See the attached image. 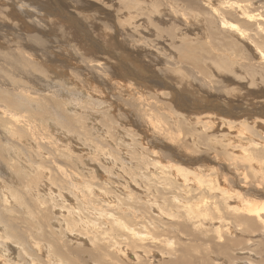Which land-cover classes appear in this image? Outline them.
Wrapping results in <instances>:
<instances>
[{
    "label": "bare ground",
    "instance_id": "bare-ground-1",
    "mask_svg": "<svg viewBox=\"0 0 264 264\" xmlns=\"http://www.w3.org/2000/svg\"><path fill=\"white\" fill-rule=\"evenodd\" d=\"M35 1H37V0H35ZM57 1H59V0H50V2L52 4L56 3ZM134 1H138V0H134ZM155 1L156 2H154V1L153 2L154 3L158 2L157 0H155ZM169 1H171L172 3H169ZM177 1L178 0H167V2L165 1L166 7L169 6V8H170V5H171V7H173V6L176 7V9H173V10L172 9L169 10L168 8L164 7L163 10L166 8L170 11L169 12L166 10L167 14L165 16H167V15L172 16V14L173 15L175 14L178 17V19L179 20L181 19L183 24L186 26L187 25H189V26L194 25L195 26L196 22H197V25H201V29L198 28V30H200L201 32L198 31V33H197V34L201 33V35L199 34L200 36L199 35L195 36V37H193V39H190V40H186V38L181 36V33L183 31L181 30V28L177 24L172 25L168 29L169 30L168 35L170 37L174 36L173 37L174 41H175V38L177 39V42L179 41L178 43L176 42L177 45H176V43L174 44L177 47L176 48L174 46V48L177 50V53H176V51H175V53H173L176 57L177 65H180L182 67V62H181L183 60L182 57H184V59H187L186 61L189 60L188 63L190 66L192 65V64H190V63H192V61L197 63L202 59L206 63L212 61L213 62V66H212L213 69L214 68L216 69V66H217L219 68V70H217L218 72L221 71V73H222L224 71L229 75L230 74H232V76L236 75V77L239 75V78H241V79L238 78L239 82H240V80H242L244 82H243V84H238V86L239 85L246 86L248 88V89H246V92L250 96L249 101L247 100L249 102V104L248 103H246V104H248V105L252 104L251 110L255 109V110L261 112L262 115L259 116L260 114L259 115L255 114L256 117H253V118L251 117L250 119H247L245 116L244 120H242L240 123H237L236 122L237 119L235 120L234 118H229V117H231L233 114L236 113V111L234 112V110H233L234 108L239 109L240 111H244V109H242L239 105H237L238 103L236 104L235 103L236 101L233 103V104H235V107L230 105L231 104L230 99H227V102H226L230 105V107L224 108L222 106L223 104L221 105L220 104L221 102H219L217 100L216 96H218V95L214 96V98L212 100H214V102L215 101L218 102V103L216 102L217 104L215 103L216 104L215 106L217 108H219V106H220L219 111L223 115L222 121H224V123H226V126L232 127V126L236 125V127H237L238 125H241L240 127L243 126L245 128L244 130H239L240 127H238L233 131V134L236 133L237 136L239 135V137H241V141H239L237 144H235L233 146V148L230 149L229 147H227L226 144H222L223 151L224 152H225V150L227 151V153L224 154L225 157H224L223 161L227 162L228 167L225 163H223L222 166H220L219 173L217 172L218 171V169H217V171H216L218 173V175H217L216 172L213 173V170H215V168H216L215 166L217 164L214 166V169L212 170V172H208L209 169H207L208 168L207 166H201V167H197V169H195V168L190 167L191 165L189 164L190 166L188 165L189 167H186L187 165L184 166L181 163V161L179 162L177 157H176L177 160H171L170 159L171 162H164V163H161V165H159L158 162H154V164L150 163V162L147 163L149 165V167H146V168L144 167L145 170L143 169V172H146V169L150 170V168L151 169H157V168L162 169L166 174V175L164 174V176H163L164 180L166 181L167 184L171 185V187H172L171 191L174 192V194H175V195L171 194L172 197L170 199H168L167 195L169 193H172V192H170V190H169V192H167V191H165L166 189L163 190V187L159 186V188L158 189L156 188V189H157V192L160 193L161 198L163 199L162 202L158 201L161 199L156 198L158 196V193H157V195H154L150 191V187H151L150 185L151 184H149V186H147L148 188H146V190H144V189L142 190V188L140 186H142L143 184L141 185L138 181H134L135 180V178H133L134 177V172H133L134 168L128 169L127 175L124 178V181H122L123 183L119 182V184L122 185V187H120L119 189H121L122 191L127 193V199L129 202L134 201L136 203V205H131L129 203H123L122 198H120L117 194L118 192L115 194L113 193L114 194L113 195L112 194L113 191L110 189L111 187L110 186H109V188L107 186L104 187L105 184H103V182L100 184H97V185H92V184L83 185L80 182V180L75 179V183L70 180L71 184H69L66 181V180L69 181V178L66 177V173H65L66 169L56 162L55 157H56V154L60 153L61 151H64L66 157H72V158L74 157V158L80 160V156L82 155V153H80V156H78L77 154H75V152L73 154L71 152H67V151H69V149L67 147L70 148V144H64V145L62 144L58 147V149H56L55 148V147H57L56 142H53L52 141L53 139L50 140L51 137L50 138L48 137L49 140H47V142L49 143V145L46 144L45 141H43V142H44V146L48 145L49 146L48 149H50V150L46 153V154H48L47 156L43 155L44 152L41 148V146H43V145L42 144L40 145V140H38L39 137L43 138L44 135H49L50 132H51V134H55L57 128L53 124L52 121H50V120L49 121L46 120V122L44 121L45 119H48L47 118L49 115L48 110H50V107L48 106V104L46 103V101L44 99H42L40 97H34L32 95H29V93H28V96H26L24 94V92H20V86H19L20 76L26 75L25 70L23 68H21V66L25 67L30 72L28 74H30L31 76L32 75L34 76L35 82H37L38 84H44L47 86V90L49 92H51L53 95L52 96L53 99L51 100L53 103H58V104L60 103L61 104L60 100H57L56 98H59V97H57L58 91H61L62 87H63V89H66V91L68 90V88L65 87L63 85V83L60 82V79L57 80V79H55V77L61 76L63 79L64 77L68 76L69 77L68 83L70 84V82H73L71 80V76H72L71 74H73L77 78V81H79L81 84L83 82H86V81H91L92 79H95V78H101L104 81L107 80L109 82L115 81L112 83L113 85L111 84L113 86V88H114V85H116V84H122L126 91H128V92L131 91L130 93H133V94L135 93L137 95L136 98H139V104H138L139 108H140V106H141V108L142 107L150 108L152 105L153 106L155 105V106H158V109L165 111V115H164V117L162 116V119H161V117L160 118L158 117L156 120H153L154 119L153 118L152 119L153 121H150V118H149V116L151 114H148V115L146 114L148 117L147 125L152 128V129L149 128L151 130L158 129L160 131H163V134L166 133V134H169L170 136H173L171 134L172 133L171 127L168 128V126H171L170 123L171 124L173 123V125H172L173 130H174V128H175V130H177L176 127H178V126L175 124V123H177L175 118L177 117V119L180 118V121H182V120L184 121L186 119H189L188 115H190V114H188L187 111H182V110L179 111L180 108L178 106H174V105L173 106H169V105L163 106V105H161L164 102V99H163L162 103H160V104L158 103V100L156 99V97H158L160 95L165 96V97H168V96L171 97V95H173V93H174L173 92L174 89L170 88V86L169 87L165 86L169 92H166L163 94L157 93L156 91H158L161 87L164 86L161 83V81H163V80H162V78H161V80H159L158 75L154 72L155 68H154V71L152 72V69L150 70L148 64H142L141 65V63H140L141 61L140 62L133 61V64L136 65L138 70H135L133 67H132L133 69H131L129 64H127L128 61H126V59L131 60L132 57H134V59H135V56H134L135 54L133 55V52L129 51V48H127L126 42H124V41L121 42L122 45L123 44L125 45L126 49L121 47V49L123 51L121 50L122 52L120 54V57L122 60H120V59L118 60L120 62V65H118L119 67L116 66L117 69L115 71H113V69H115V66H111L113 68L112 72L110 71L109 67L107 68V66L105 65L106 61L102 62L101 60H99L100 59L99 57L96 59L95 58L89 59L87 57L77 56V52H71L69 54L70 58L59 57V56L53 54V47H52L53 44L51 43V45H49L47 37L45 38V33L43 31L45 28V23L39 22V21L45 22L42 18H40L41 15H45V14H43V12H46L44 10L45 6H43V8H42L40 5H38L39 4L38 2L33 5V4H31L32 2L28 3L27 0H0V9H3V13L5 14V15H3L0 12V19H1V22H0V48H1V50H4L6 53V54H4L0 50V105H2L4 107V109H1V115H0V121H1L0 125L3 127V130L0 131V134L3 136L4 140L1 138L0 145L3 147V148H1V150L6 151L3 153L0 150V175L3 174V171L6 168L5 162H7V159H9L12 164H13V159L18 160V157L22 158V160L26 162V158L23 157L24 156L23 152L19 151V147L23 144L27 147L31 146L35 150H28V153L30 154V158L28 157V162L22 163V165L28 167L29 174L31 173V171L34 170V168H36L37 172H38L36 178H34V177L32 179L29 178V180L27 181L28 190H26V194H24L22 196L16 192L7 191L4 182L0 179V188L5 192V195L2 198L0 196V264H36L35 263L36 261L34 260L35 257L39 258L40 262H45L43 264H87L88 262H89V264H225V262L226 263L228 262V264H264V188H263L264 187V97H263L264 96V39H255L257 35H260V36L264 35V11L261 10V9H264V0H233V1L228 0L229 2H226V3H225V1L222 2V0H199L200 5L198 4V2H194V0H181V2L179 1L180 3H177ZM112 2H113V0H112ZM251 2H256L260 5V6H257L258 11L252 9V7H254V6L252 5ZM80 3H81L80 6L84 5L83 1H80ZM117 3L120 4L121 0H117ZM139 3H140V1L137 2V4H139ZM195 3H197L198 7H197V5H195ZM57 4L58 3H56V5ZM122 4H124L123 0H122ZM156 5H158V4H156ZM160 5H161V3H160ZM162 5H163V3H162ZM122 6H124V5H122ZM190 6L196 7L194 9H196L199 12H195V11L193 12V9ZM59 7H61V5ZM95 7H97V6H95ZM124 7H126V6H124ZM79 8H81V7H79ZM79 8H77V10H80ZM150 9H152V7ZM40 10L42 11V13L40 12ZM59 10H60V12L59 13L57 12V13L60 14V16H64L66 19H68L69 21H72V22L77 20V21H79L78 23H80V19H77L78 17H76V14L78 13L76 10H74L75 12H77L76 14L72 13V11H71L72 9L70 10L68 8V10H67L66 7H63L61 9L59 8ZM140 10L138 11V17H139L138 21H141L143 23L144 22L143 17H145L148 19L149 23L151 24L152 19L149 16H147V14H144L143 13L144 11L142 12ZM152 10H159V9L157 7V9L153 8ZM160 10H162V9H160ZM162 11H159V12L162 13ZM80 15H79V17L81 18ZM95 15H96V13H95ZM104 15L105 16L100 18L101 20H105V19L106 20L107 19L112 20V18H113L112 17L113 15L111 12H109V13L107 12V14L105 13ZM162 16H164V15H162ZM83 18L85 19L86 16ZM59 19H60V17H59ZM22 20H23V23H26L25 21L28 22L29 28H28L27 32L20 31L19 29H15L16 27H14V25L17 24L18 21L20 23ZM195 20H196V22H195ZM63 21H65V20L63 19L62 22ZM72 22H70L69 24H71ZM94 22H96V21H94ZM6 23L9 25H6ZM66 24H67V22H66ZM72 24H74V23H72ZM105 24L108 25L109 22L105 23ZM152 24H154V23H152ZM56 25L58 26V23ZM56 25H55V27H56ZM47 26H49V25H47ZM60 26L61 27L58 26L59 29L62 28V25H60ZM98 26L99 25L97 24V27ZM110 26H111V30H115V32H118L116 30L115 26L113 27L111 24H110ZM154 26H157V25L154 24ZM80 27L82 28L81 31H84L85 24L82 23V21H81ZM80 27H78L79 30H80ZM94 27H95V25H94ZM157 27L155 28L156 29L155 34L156 33L163 34L164 31L161 28L157 29ZM174 29L176 32L174 31ZM191 29H193V28H191ZM67 30H68V28H67ZM69 30H68V33L71 32ZM75 30H77V29H75ZM109 30H110V28H109ZM224 30H227L230 33H232L233 38L229 39V40L228 39L224 40V39H221L220 37H218L219 35L222 34V32ZM4 32H7L9 34L8 36L11 37L12 39L7 40V37L5 36ZM61 32H63V31H61ZM89 33L90 32L86 31V29H85V32H83V35L85 38L84 41L87 44L89 43V41H91V47L94 46V48H95V45H94L95 42ZM65 34L66 33H64L63 35H65ZM72 34H74V33H72ZM77 34H76V36H77ZM68 35H70V34H68ZM79 35H81V37H82V33ZM88 35H89V37H87ZM207 36H208V38H207ZM55 37L58 39V40H55V42L58 43L59 46L64 47V48H66V46H68L69 42L67 44V42H65L61 37H59V35L55 36ZM68 37H72V35L68 36ZM74 38H76V37H74ZM173 38L170 39L168 37V39H170V40H172ZM52 40H54V39H52ZM174 41H173V43H174ZM236 42H241L247 47L248 52L247 53L244 52V54L251 55V57H252L251 61H253V62L250 63L249 58L243 59V60H235L238 64V67H236L233 72H230L232 70L231 66H233L232 62L234 61V60H231V59H233L231 57L234 56V50L233 49L238 45ZM74 43L76 44L77 42L74 41ZM142 43H145L148 45V41H145ZM155 43H156V41L154 42V45L157 44V43L156 44ZM173 43L172 42L170 43L171 46H173L172 45ZM164 45H166V44L164 43ZM87 46L90 47V45H87ZM137 46H139V45H137ZM157 46H158V44L155 47H157ZM82 47L83 46L81 45V48ZM55 48H54V51H55ZM149 48H150V46H149ZM158 48H160V47H158ZM138 49L140 50V48H138ZM161 49H163L162 46H161ZM170 49L173 50V47L165 48V49H163V51L164 50L169 51ZM12 50H15L17 52H24L28 56V60L21 59L20 57H18V55L10 54ZM58 50H59V47H58ZM229 50H231V51H229ZM148 51H150V50H148ZM150 52H152V50ZM154 52H155V50H154ZM161 52H162V50H161ZM169 54H171V53H169ZM240 58H242V57L240 56ZM102 59H105V57H103ZM207 60H211V61H207ZM176 61H175V63H176ZM77 62L82 64V67L79 66L77 64ZM183 62H184V60H183ZM214 62H216V64H215L216 66L214 65ZM110 65H114V64H110ZM158 65H159V63H158ZM161 65H159L158 68H160ZM170 65H171V63H170ZM9 66H11V69L9 68ZM104 66H106V67H104ZM150 66H152V65L150 64ZM171 66L174 67V65H171ZM207 66H208V64H207ZM155 67H156V64H155ZM175 67L178 69L177 66H175ZM168 69L169 68H166L165 70L168 71ZM228 69L230 70V71H228L230 73H228L226 71ZM236 69H239V73ZM51 70L54 71V73L51 72ZM174 71H177V75H178V70H174ZM172 72L173 71L170 70V73H172ZM143 73L147 74L148 79H145V77H143V75H144ZM159 73L160 72L158 71V74ZM164 73H165V71H164ZM181 73L182 72H180V74ZM184 73L185 72H183L182 75H184ZM197 73L199 76L200 72L197 71ZM174 74L176 75V73H174ZM208 74L210 75V71ZM208 74H206V75H208ZM170 75L173 76V74H170ZM201 75L199 77L205 76V75H203V76H201ZM217 75H216V78H217ZM220 75L223 76V74H220ZM184 76H187V75H184ZM193 76H192V78H193ZM213 76H215V75L213 74ZM210 77H212V74L210 75ZM228 77H231V75ZM192 78H190L189 80H192ZM196 78H194V79H196ZM206 78H208V77H206ZM218 78H220V77H218ZM177 79H178V76H177ZM232 80H234V79H232ZM96 81H98V80H96ZM145 81H148V82H145ZM213 81H215V80H213ZM65 82H66V80H65ZM142 82L144 84H147V85H145L146 88H144V85ZM180 82H181V80H180ZM204 82H206V81H204ZM228 82H229V80H228ZM7 83L12 84V86H11L12 92L8 91L7 88L5 87V86H7ZM163 83H164V81H163ZM208 83H209V81L206 83V85ZM212 83H214V82H212ZM216 83H218V81ZM69 84L67 85L68 87H69ZM74 84H73V86H75ZM182 84H183V82H182ZM218 84H220V83H218ZM218 84H216V85L218 86ZM221 84H222V81H221ZM223 84H225V83H223ZM183 85H185V82ZM73 86H71V88ZM211 86L212 85H210V87ZM51 87H57V90H52ZM189 88L190 87H188V90H189ZM146 89H147V91H149V89H151V90H153V92L151 93V91H150V93L148 92L149 95L145 96V94H146L145 90ZM184 89L186 90V87ZM190 89H192V88H190ZM195 89L196 90L193 89V91L197 92L199 94V97L200 96L203 97V95L201 94L202 90H200V88L198 89V87L197 88L195 87ZM205 91H207V90H205ZM76 92H77V90H76ZM210 92L212 93L211 90H210ZM236 92H237V90L235 91V93H234V91L232 93L236 95L237 94ZM20 93H22L25 96L21 95ZM14 94L17 95L18 99H16L14 97ZM85 94H87V93H85ZM150 94H152V96H150ZM233 94H232V96H235ZM39 95H41V94H39ZM153 95H155V98L153 97ZM181 96H183V95H181ZM184 96H186V95H184ZM206 96L212 97V95H209L207 93H206ZM21 97H28L29 101L30 100L33 101L32 105H34V106H37L36 99H40L41 102H43L41 105L39 104L40 105L39 110H37V107H34V108L32 107L31 112L28 114V122L24 121L23 118H22V120L19 119L17 117L16 113L13 112V111H16L17 108L19 109L22 104H28V103L24 102ZM118 97H117V99H120V96H118ZM222 97L223 98L219 97V100H221L224 103L226 101L225 95L223 94ZM114 98H116V97H114ZM230 98H232V97H230ZM182 99H183V97H182ZM140 100H142L143 104ZM177 100H179V99H177ZM198 100H200V99H198ZM208 100H209V98H208ZM180 102H182V101H180ZM242 102L244 103V101H242ZM171 103H174V102L171 101ZM89 104H91V103H89ZM127 104L129 105V103H126V105ZM54 106L56 108V104L55 105L53 104V107ZM129 106L134 108L133 106H135V105L133 104V105H129ZM92 108H94V107H92ZM148 108H147V110H148ZM61 109H62V107H61ZM77 109H78V107H77ZM152 109L154 110L155 108H152ZM184 109H186V108H184ZM125 110H123V111H125ZM251 110L250 109L246 110V108H245V112H247V113L253 112ZM72 111L76 116H80L77 114L78 111H76L75 108ZM11 112H13V113H11ZM61 112H62V110H61ZM63 112H64V110H63ZM80 112H84V111L81 109ZM88 112L91 114V115H89L91 117V119H94L93 118L94 114H92V112L90 110ZM113 112H115V111L113 110ZM150 113H153V112H151V110H150ZM82 114H84V113H82ZM112 114H111V116H112ZM211 115L213 116L214 114H211ZM128 116H130V115H128ZM136 116H137V114H136ZM243 116H244V114H243ZM80 117H82V115ZM166 117H170V119L172 120L171 121L169 119V121H168L169 124L167 123L168 119ZM239 117H241V116H239ZM35 118H36V121H38L37 125L35 124ZM86 118H88L87 115H86ZM116 118H117V116H116ZM210 118H212V117H210ZM113 119L114 118H112L111 120H113ZM78 120H73V119H71V120H69V119L65 120L64 119L63 120L61 118H58L57 123L60 124V121H61L63 125H67V130L70 131L71 134L66 133L65 131H63V132L66 135H72L73 136V135H75L74 134L75 130H74L72 125L74 123H77ZM109 120H110V118H109ZM215 120H216V118H215ZM88 121H89V119H88ZM118 121H119V119H118ZM200 121H203V120H200ZM207 121H208V123L203 122V125L199 123L201 126H199L198 131H195V133H194V136H196V134L198 135L197 139H199L200 137H202V140L207 138L206 143H205L207 145L206 147L202 146V145L205 146V144L203 143L204 141H202V140H201L202 142L200 141L202 143V145H201V143L199 144V143L194 142L195 144L199 145V146H197L198 148H200V149L203 148L200 152H199V150H198V152H195L197 150L193 149L196 154L201 153V152L202 153L206 152V155H207V152L210 154L214 151V149H213V151L208 150L210 147H211L210 149H212V148H215L217 145H219V143H222V142L217 141V140H214V142H213L212 137L211 138H210V136L207 137L208 134L206 135V133H207L206 129L210 130V127L212 126V125L211 126L209 125V121H210L209 118ZM237 121H239V120H237ZM83 122H84V120H83ZM188 122H189V120H188ZM184 123H187V121ZM195 123H194V125H195ZM221 123H223V122H221ZM212 124H213V122H212ZM75 125H77V124H75ZM90 125H89V127H90ZM82 126H84V125H82ZM82 126H81V128H82ZM196 126H198V124H196ZM87 127H88V125H87ZM91 128L93 129V126H91ZM132 128H130V129H132ZM222 128H220V130ZM94 130L97 132L99 130V127H95ZM220 130H218V131H220ZM224 130L222 129L221 133L219 132L220 137H222L223 139H225L224 137H226V134L228 133L229 129L227 130V128H226ZM226 130H227V132H226ZM53 131H54V133H53ZM96 132H93V134ZM157 132L155 131V134ZM159 133H161V132H159ZM104 134L105 133H103V135ZM151 134H153V133H151ZM97 135H98V133H97ZM125 135H127V134H125ZM132 135H133V132H132ZM160 135L157 134V137ZM175 135H176V133H175ZM209 135H211V133ZM213 135H215V134H212L211 136H213ZM219 135H215L214 137L217 136L216 138L219 139L218 138ZM85 136H87V135H85ZM98 136L101 137V139H103L101 134ZM142 136H144V135H142ZM145 136H146V134H145ZM78 137L80 139L82 138L81 140H83V139L85 140V138L83 136L78 135ZM132 137H134V136H132ZM175 137H177V136H175ZM184 137H186V136H184ZM190 137H187V139ZM182 138L183 137H181V139ZM94 139H92V140L94 141ZM168 139H166V140L168 141ZM169 140H171V138ZM179 140H180V138H179ZM182 140H185V139L183 138ZM192 140H194L193 136H192L190 141L192 142ZM8 141H10L9 145H8ZM175 141H176V139H175ZM175 141H173V142H175ZM210 141L212 142V144H210ZM227 141H228V139H227ZM105 142H107V140ZM169 142L171 143L172 141H169ZM181 142H184V141H181ZM215 142H219V143L215 144ZM184 143L186 144V141ZM228 143L229 142H227V144ZM72 144H73V142H72ZM89 144H90V142H89ZM94 144L97 145L96 143H94ZM166 144L168 145L169 143H166ZM141 145H143V142L141 144H139L138 147H140ZM171 145H172V143H171ZM231 145H232V143L230 144V146ZM156 146H158V145H156ZM179 146L181 147V144ZM179 146H178V148H173L171 150V154H175L176 152L179 155L182 154L181 152L183 151L182 149L184 148L185 145L183 147H181L182 151H180ZM188 146L189 145L187 144L186 145L187 149H189ZM72 147H74V146H72ZM94 148H96V147H94ZM99 148L102 149L101 147H99ZM141 148H139V149H141ZM97 150H99V149H97ZM103 150H104V147H103ZM190 150H192V149L190 148ZM216 150L214 152H216ZM81 151H82V149H81ZM217 151H219V150H217ZM87 152H86V154H87ZM194 152H192V153H194ZM88 153H90V152H88ZM104 153H105V151H104ZM138 153L141 156V159H143L141 150L138 151ZM86 154H85V156H86ZM102 154H103V152H102ZM94 155H97V154H94ZM147 155H149V153ZM162 155H163V153H162ZM199 155H201V154H199ZM211 155H210V157H212ZM213 155H214V153H213ZM85 156H84V158H85ZM152 156H153V154H152ZM187 156L188 155H186V154L185 155L182 154V155H180V159L185 158ZM39 157L43 158L42 160L51 161L52 163L49 162V163H51V165L46 166V165L42 164L43 161L37 162V158L39 159ZM34 160L37 162V164H33ZM71 160H73V159H71ZM195 160H201L200 156H196ZM202 161H204V160H202ZM215 161L217 162L220 160L216 159ZM152 162H153V160H152ZM209 162H211V160H209ZM214 162H212V163H214ZM135 166H137V165H135ZM130 167H131V164H130ZM210 168L212 169L213 167L210 165ZM119 169H124V168L119 166ZM248 169H249L250 174L252 173L253 176L256 177V178H254V180L251 179V177H250L249 178L250 182H248V174H246V170L248 171ZM134 170H136V169H134ZM139 170H141V168ZM7 172L11 173L12 169L10 167H7ZM140 172H142V171H140ZM161 173H162V171H161ZM11 175H13V174L11 173ZM148 175H150L149 177L154 176L153 171H150ZM157 175L159 176L158 173H157ZM168 176L173 177V182L170 180V178ZM135 177H136V175H135ZM101 178L103 179V176H101ZM108 179H110V178H108ZM118 179H121V178H118ZM147 179L148 178H146V180ZM141 180H143V178ZM110 181H107V182H110ZM78 183H81L86 188L85 192H87V193L83 192L82 190H81V193L80 192L77 193V189H78L77 184ZM101 184H103V185H101ZM113 184L115 185V183H113ZM155 185H157V184H155ZM57 187L60 189H58ZM66 188H68V189L70 188L76 194V198H79V200L76 201L75 205L72 202L71 198L66 194V192L61 190V189H66ZM168 188L171 189L170 186ZM154 189H155V187H154ZM94 190L97 193L99 192L98 194L96 193V197H94V196L92 197L90 195ZM113 190H114V188H113ZM103 193H104V196L106 195L105 197L103 196L104 198L101 196V194L103 195ZM165 193H168L165 195L166 197L164 195H162ZM89 196H91V198H89ZM169 196H170V194H169ZM17 197H20V200L17 199ZM124 197H126V194ZM117 199H118V202H117L116 206H117L118 211L116 208H115L116 209L115 211H117L118 214L113 215V214H111L110 211H107V209L110 207H113V203H115L114 201H117ZM95 200L96 201L98 200V202L96 203ZM167 200H168V202H166ZM48 201L53 204L54 210L57 207V205L63 206L65 204V206L73 207V211H72V209H69V208L66 209V213L69 215H64L61 217H60L61 213L56 215V217H58L57 221L59 223L60 230L58 228H54L49 223H47V227H45V226L43 227L40 224V222L42 220H44L43 218H45V215L42 213V211H44V209H45V211H48V207H49ZM139 201H141V202H139ZM2 203H3V206L1 205ZM30 204L33 205V207ZM88 204H91V206H94V207L98 206L95 208V211L96 210L99 211L98 216H100V215L102 216V218L101 217H99V218H101L102 221H104V223L108 224L107 227L101 229L99 227L100 226L99 223L97 225L98 228L92 227V230L86 231L85 229H81L79 227L80 224L83 223V220H84V217L82 216L83 208L86 207ZM89 207L90 206H88L87 208H89ZM91 208H89V210ZM32 210H34L36 213H38V215L41 218L37 219L34 216ZM113 210H114V207H113ZM86 211H88V210L86 209ZM93 211H94V208H93ZM93 211H92V214H94ZM70 213H72V214H70ZM108 215H109V217H108ZM28 217L33 218L34 222H32V219H31V222L34 223V224H32V226L34 228L41 226L46 230V232L42 235L40 233L35 234L38 236V238H37L36 236H34V234L32 232L24 231L22 229V227L20 226V224L22 223V221H24V219L28 220ZM211 220H215V222H218V223L217 224H214V223L210 224L209 221H211ZM28 224H31V223L29 222ZM227 224H230V225L228 226ZM206 225H208V230H203V227H205ZM33 227H31L30 230ZM191 228H193L197 232H201L202 234L198 235V237L194 236V238L197 237L196 239H194L193 237H191L192 236L191 234H194L191 232ZM73 231L80 233V234H83L84 235L83 238L81 239V238H79L80 236L79 237L76 236L74 238H77L79 241L78 240L72 241V239H73L72 237L74 235L70 234V232H73ZM48 233H52L54 235V237H55L54 241H52V240L49 241L50 239L48 238ZM211 233H214L215 236L208 237V236H210ZM67 234L72 239L71 238L69 239V236H67L68 237L67 239H64L63 236H66ZM189 236H190V238H189ZM57 237L60 240H62L63 242L59 241ZM188 239H190V240H188ZM80 240L85 242V243L87 242L88 247H82L83 242L81 243ZM200 242H203L201 244V246L202 245L207 246L206 250L204 249L205 250L204 252H201L202 251V250H200L201 248L199 249L200 251H198V247L200 245ZM73 245H76V246L80 245V246H77V248H76ZM238 246L240 247L239 249H241L242 251L239 250L236 252V250H238ZM197 251L200 253V254L198 253L199 255L195 254V252H197ZM237 253H243V255H244V253H247L248 256H245V255L244 256H242V255L238 256Z\"/></svg>",
    "mask_w": 264,
    "mask_h": 264
},
{
    "label": "rangeland",
    "instance_id": "rangeland-1",
    "mask_svg": "<svg viewBox=\"0 0 264 264\" xmlns=\"http://www.w3.org/2000/svg\"><path fill=\"white\" fill-rule=\"evenodd\" d=\"M28 1V3H31V4H35V3H39L38 5H40L42 8H43V6H45L44 8V10L46 11V12H43V14H45V15H41L40 16V18H42L45 22H43V21H39V22H42V23H45V28H44V33H45V38L47 37V39H48V42H49V45H51V43L53 44L52 45V47H53V54H55V55H57V56H59V57H64V58H66V57H68V58H70V56H69V54L71 53V52H77V56H81V57H87V58H92V59H96V58H100L99 60H101L102 62H105V65L107 66V68L109 67V69H110V71L112 72V67L111 66H115V69H113V71H115L117 68H116V66L117 67H119L118 65H120V62L118 61L119 59L120 60H122L121 59V57H120V54H121V52L123 51L122 49H121V47H123L124 49H126L125 48V45L123 44L122 45V41H124V42H126L127 43V48H129V51H132L133 52V55L135 56V59H134V57H132V59L131 60H129V59H126V61H128L127 62V64H129V66L131 67V69H135V70H138V68L136 67V65H134L133 64V61H136V62H140L141 63V65L142 64H148L149 65V68H150V70L152 69V72L154 71V68H155V73L158 75V77H159V80H161V78H162V80L164 81V83H163V81H161V83L164 85L163 87H161L158 91H156L157 93H166V92H169L168 90H167V88L165 87V86H167V87H169L170 86V88H172V89H174L173 90V95H171V97H165V96H158V97H156V99L158 100V103L160 104V103H162L163 102V99H164V102L161 104V105H169V106H178L180 109H179V111L180 110H182V111H187L188 112V114H190V115H188L189 116V119H186V120H182V121H180V118L179 119H177V117L175 118L176 119V122L177 123H175L178 127H176V129L177 130H175V128H174V130H173V123L171 124L170 123V125L171 126H168V128L169 127H171V134L173 135V136H170L169 134H166V133H164L163 134V131H160V130H158V129H155V130H151L152 128L150 127V126H148L147 125V121H148V117H147V115L148 114H151L150 116H149V118H150V121H153V120H156L158 117L160 118L161 117V119H162V116L164 117V115H165V111H162L161 109H158V106H151L150 108H148V110H147V108H145V107H142L141 108V106H140V108H139V98H136L137 97V95L134 93H130V92H128V91H126L125 90V88H124V86L122 85V84H116V85H114V88H113V82H115V81H113V82H109V81H107V80H103V79H101V78H95V79H92L91 81H86V82H83L82 84L79 82V81H77V78L73 75V74H71L72 76H71V80L75 83H73V82H70V84L68 83V81H69V77L68 76H66V77H64L63 79H62V77L61 76H56L55 77V79H57V80H59L60 79V82L61 83H63V85L65 86V87H67L68 88V90L66 91V89H63V87H62V89H61V91H58V95H57V97H59V98H56L57 100H60V102H61V104L59 103H53L51 100L53 99L52 98V93L51 92H49L48 90H47V86L46 85H44V84H38L37 82H35V80H34V76L32 75H30V74H28V73H30L25 67H23V66H21V68H23L24 70H25V72H26V75H21L20 76V82H19V86H20V92H24V94L26 95V96H28V93H29V95H32V96H34V97H40V98H42V99H44L45 101H46V103L48 104V106L50 107V110H48L49 111V115H48V119H45L44 121L46 122V120L47 121H52L53 122V124L56 126V133L55 134H51V132L49 133V135H44V137L43 138H40L39 137V139L38 140H40V145L42 144L43 146H41V148H42V150H43V155L44 156H47L48 154H46L50 149H48V145H49V143L47 142V140H49V138L51 137V139L50 140H52L53 142H56V144H57V147H55L56 149H58V147L60 146V145H64V144H70V148L69 147H67L68 149H69V151H67V152H71L72 154L75 152V154H77L78 156H80V153H82V155L80 156V160L79 159H76V158H72V157H66V155H65V153H64V151H61L60 153H58V154H56V157H55V160H56V162L59 164V165H61L62 167H64L66 170H65V173H66V177L67 178H69V181L68 180H66L69 184H71V181H73L74 183H75V179H77V180H80V182L83 184V185H87V184H92V185H97V184H100V183H102L103 182V184H105L104 185V187H108L109 188V186L111 187L110 189L113 191L112 192V194L114 193H117L118 194V196L120 197V198H122V202L123 203H129V204H131V205H136V203L134 202V201H128V199H127V193H125L124 191H122L121 189H119L120 187H122V185H120L119 184V182L121 183L122 181H124V178L126 177V175H127V171H128V169H136V170H134L133 169V172H134V177L133 178H135V180L134 181H138L142 186H140L141 188H142V190L144 189V190H146V188H148L147 186H149V184H151L150 186V191L154 194V195H157V189L159 188V186H161V187H163V190H165V191H167V192H169V190H170V192H172L171 190H172V187H171V185L170 184H167L166 183V181L164 180V174H165V172L162 170V169H160V168H157V169H151L150 168V170H147L146 169V172H143V169L145 170V168L146 167H149V165L147 164V163H153L154 164V162H158V164L159 165H161V163H164V162H171L170 161V159L171 160H177V158H178V160H179V162L181 161V163L184 165V166H186V167H189L190 165V167H192V168H195V169H197V167H201V166H207L208 168L207 169H209L208 170V172H212V170L214 169V166L216 167L215 168V170H213V173H215L216 171H217V169H218V173H219V169H220V166H222V164L223 163H225L226 165H227V162H225V161H223L224 160V157H225V153H227V151L225 150V152L223 151V148H222V144H226L227 145V147H229L230 149L231 148H233V146L235 145V144H237L239 141H241V137H239V135L237 136V134L235 133V134H233V131L236 129V128H238V127H240L241 125H238L237 127H236V125L235 126H232V127H228V126H226V123H224V121H222L223 119H222V117H223V115L221 114V112L219 111V108H220V106H219V108H217L215 105L218 103L217 101H215L214 102V100H212L213 98H214V96H216V95H218V96H216L217 97V100L219 101V102H221L220 104L225 108V107H230V105H232V106H234L235 107V104H233L235 101V103L237 104V105H239L242 109H244V111H240L239 109H233L234 110V112L236 111V113L235 114H233L231 117H229V118H234L235 120L237 119V120H239V121H237L236 120V122L237 123H240L242 120H244V118H245V116H246V118L247 119H250L251 117L253 118V117H256V115H259V116H261L262 114H261V112H259V111H257V110H251V108H252V104H250V105H248L249 104V95L247 94V92H246V89H248L246 86H242V85H239L238 86V84H243V82L244 81H242V80H240V82H239V79H241V78H239V75L236 77V75H233L232 76V74H230L231 75V77H228V76H230L229 74H227L226 72H222L221 73V71L220 72H218L217 70H219V68L215 65L216 64V62H214V65L216 66V69L214 68L213 69V62L211 61V60H207V61H211V62H204L202 59V61L200 60L199 62H193L192 61V63H190V64H192L191 66L189 65V63H188V61H186L187 59H184V57H182V59L184 60V62H183V60L181 61L182 62V67L180 66V65H177V61H176V57H175V55L173 54V53H175V51H176V53H177V50L174 48V46L176 47V45H177V43L179 42H177V39L175 38V41H174V36L173 37H170L169 35H168V29L172 26V25H178L180 28H181V30L183 31L182 33H181V36L182 37H184V38H186V40H190V39H193V37H195V36H198L199 34L201 35V33H199V34H197L198 33V31L199 32H201L200 30H198V28L199 29H201V25H197V22H196V20H195V22H196V24H195V26L193 25V26H189V25H184L183 24V22L181 21V19L179 20L178 19V17L174 14H172V16L171 15H167V16H165L166 14H167V11H169V10H173V9H176V7L175 6H173V7H171V5H170V8H169V6H167L166 7V4H165V1L167 2V0H157L158 2L157 3H154V2H156L155 0H138V1H140V3L139 4H137V2L138 1H134V0H123L124 1V4H122V0H121V3L119 4V3H117V0H113V2H112V0H59V1H57L56 3H58L57 5H56V3H54V4H52L51 2H50V0H37V1H33V0H27ZM80 1H83L84 3V5L83 6H80L81 5V3H80ZM128 1V2H127ZM151 3H150V2ZM154 1V2H153ZM181 2V0H178L177 1V3H180ZM223 1H225V3L226 2H229V1H231V0H222V2ZM233 1V0H232ZM46 4H45V3ZM69 2V3H68ZM103 2V3H102ZM108 2V3H107ZM147 2V3H146ZM194 2H198V4L200 5V1L199 0H194ZM41 3V4H40ZM160 3H161V5H160ZM162 3H163V5H162ZM169 3H172L171 1H169ZM183 3V2H182ZM252 3V5L254 6V7H252V9H254V10H257L258 11V9H257V6H260L258 3H256V2H251ZM43 4V5H42ZM111 4V5H110ZM127 4V5H126ZM154 4V5H153ZM156 4H158V5H156ZM61 5V7H59ZM63 5V6H62ZM69 5V6H68ZM105 5V6H104ZM122 5H124V6H126V7H124V6H122ZM178 5V4H177ZM195 5H197V3H195ZM226 5V4H225ZM58 6V7H57ZM68 6V7H67ZM94 6V7H93ZM95 6H97V7H95ZM128 6V7H127ZM143 6V7H142ZM63 7H66L67 8V10H68V8L72 11V13H77L76 14V17H78L77 19H80V23H78L79 21H74V22H72V21H69L68 19H66L64 16H60V14H58L59 12H60V10H59V8L61 9V8H63ZM72 7V8H71ZM79 7H81V8H79ZM106 7V8H105ZM152 7V9L154 8V9H157V7H158V9L159 10H152V9H150ZM160 7V8H159ZM164 7H166V8H168V9H164L163 10V8ZM192 9H193V12L195 11V12H199V11H197L196 9H194V8H196V7H193V6H190ZM197 7H198V5H197ZM77 8H79L80 10H77ZM83 8V9H82ZM94 8V9H93ZM148 8V9H147ZM40 9V8H39ZM140 11H144L143 13L144 14H147V16H149L151 19H152V23H154V24H156L157 26H154V24H150L149 23V21H148V19L147 18H145V17H143L144 18V22L142 23L141 21H138L139 20V17H138V11L139 10ZM147 9V10H146ZM150 9V10H149ZM160 9H162V10H160ZM66 10V11H67ZM74 10H76L77 12H75ZM84 10V11H83ZM167 10V11H166ZM262 11H264V9H261ZM15 11V10H14ZM70 11V12H71ZM148 11V12H147ZM158 11V12H157ZM159 11H162V13L161 12H159ZM256 11V12H257ZM0 12L3 14V15H5L4 13H3V9H0ZM40 12L42 13V11L40 10ZM58 12V13H57ZM107 12L109 13V12H111L112 13V20H109V19H105V20H101L100 18L101 17H103V16H105L104 14L106 13L107 14ZM170 12V11H169ZM95 13H96V15H95ZM150 13V14H149ZM258 13V12H257ZM50 14V15H49ZM59 16H58V15ZM81 14V15H80ZM79 15L81 16V18L79 17ZM94 15V16H93ZM154 15V16H153ZM162 15H164V16H162ZM86 16V18L88 19H84L83 17H85ZM99 16V17H98ZM59 17H60V19H59ZM91 19H90V18ZM65 20V21H63L62 22V20L63 19ZM97 18V19H96ZM93 19V20H92ZM24 20V19H23ZM23 20L19 23V21H18V23L17 24H15L14 25V27H16L15 29H19L20 31H24V32H27L28 31V28H29V25H28V22L27 21H25L26 23H23ZM67 20V21H66ZM90 20V21H89ZM81 21H82V23H84L85 24V29H86V31H88V32H90L89 34L92 36V38H93V40H94V42H95V48H94V46L93 47H91V41H89V43L87 44L85 41H84V35H83V32H85V29H84V31H81V27H80V25H81ZM94 21H96V22H94ZM0 22H1V19H0ZM38 22V21H37ZM62 22V23H61ZM66 22H67V24H66ZM70 22H72V23H74V24H69ZM77 22V23H76ZM88 22V23H87ZM109 22V24L107 25V24H105V23H108ZM58 23V26L59 27H61L60 25H62V28H60L59 29V27L56 25ZM65 23V24H64ZM102 25H101V24ZM97 24L99 25L98 27H97ZM110 24L114 27H116V30L118 31V32H115V30H111V26H110ZM199 24V23H198ZM6 25H9V24H7L6 23ZM47 25H49V26H47ZM55 25H56V27H55ZM65 25V26H64ZM74 25V26H73ZM90 27H89V26ZM94 25H95V27H94ZM64 26V27H63ZM68 26V27H67ZM71 26V27H70ZM76 26V27H75ZM49 27V28H48ZM78 27H80V30H79V28ZM157 27V29L158 28H161L164 32H163V34H158V33H156L155 34V28ZM51 28V29H50ZM67 28H68V30L69 31H71L70 33H68V30H67ZM90 28V29H89ZM95 28V29H94ZM109 28H110V30H109ZM191 28H193V29H191ZM58 29V30H57ZM66 29V30H65ZM75 29H77V30H75ZM48 31V32H47ZM58 31V32H57ZM61 31H63V32H61ZM67 31V32H66ZM78 33H76V32ZM174 31H175V29H174ZM60 32V33H59ZM176 32V31H175ZM5 33V36L7 37V40H11L12 38L11 37H9L8 35V33L7 32H4ZM64 33H66L67 35L68 34H70V35H68V36H71L72 35V37H68L66 34L65 35H63ZM72 33H74V34H72ZM82 33V37H81V35H79V34H81ZM76 34H77V36H76ZM119 34V35H118ZM50 35V36H49ZM53 35V36H52ZM59 35V37H61L65 42H67V44H68V42H69V44H68V46H66V48H64V47H61V46H59V44L58 43H56L55 42V40H58L55 36H58ZM94 35V36H93ZM115 35V36H114ZM199 35V36H200ZM81 38H80V37ZM53 37V38H52ZM74 37H76V38H74ZM87 37H89V35L87 36ZM168 37L171 39V38H173L172 40H170V39H168ZM176 37V36H175ZM218 37H220L221 39H224V40H226V39H232L233 38V35H232V33H230L229 31H227V30H224L223 32H222V34L221 35H219ZM56 38V39H55ZM167 38V39H166ZM197 38V37H196ZM207 38H208V36H207ZM52 39H54V40H52ZM76 39V40H75ZM79 41H78V40ZM123 39V40H122ZM163 39V40H162ZM255 39H264V35H257L256 36V38ZM54 42H52V41ZM161 40V41H160ZM166 40V41H165ZM170 40V41H169ZM72 41V42H71ZM74 41L75 42H77L76 44L74 43ZM145 41H148V45L147 44H145V43H142V42H145ZM156 41V43L158 44V46L157 47H155L156 45H154V42ZM173 41H174V43H173ZM85 44H84V43ZM97 42V43H96ZM132 42V43H131ZM153 42V43H152ZM173 43L172 45L173 46H171V44L170 43ZM177 42V43H176ZM131 43V44H130ZM140 43V44H139ZM142 43V44H141ZM150 43V44H149ZM161 43V44H160ZM163 43V44H162ZM164 43L166 44V45H164ZM176 43V45H174ZM238 45L233 49L234 50V56L233 57H231V58H233V59H231V60H234L233 62H232V64H233V66H231V71L228 69V70H226L227 72L228 71H230V72H233L234 70H235V68L236 67H238V64H237V62L235 61V60H243V59H247V58H249V62L250 63H252L253 61H251V55H249V54H244V52H248L247 51V47L243 44V43H241V42H236ZM130 44V45H129ZM145 46H144V45ZM58 45V46H57ZM79 45V46H78ZM81 45L83 46L82 48H81ZM87 45H90V47H88ZM97 45V46H96ZM137 45H139V46H137ZM154 45V46H153ZM162 46V48L163 49H165V48H168V47H173V50H169V51H163V49H161V46ZM137 46V47H136ZM149 46H150V48H149ZM164 46V47H163ZM167 46V47H166ZM56 47V48H55ZM58 47H59V50H58ZM68 47V48H67ZM75 47V48H74ZM98 47V48H97ZM148 47V48H147ZM158 47H160V48H158ZM54 48H55V51H54ZM86 48V49H85ZM106 48V49H105ZM138 48H140V50L138 49ZM154 48V49H153ZM177 48V47H176ZM109 49V50H108ZM0 50H1V48H0ZM76 50V51H75ZM107 50V51H106ZM122 50V51H121ZM148 50H152V52H150V51H148ZM154 50H155V52H154ZM161 50H162V52H161ZM4 54H6L5 53V51L4 50H1ZM102 51V52H101ZM106 51V52H105ZM137 51V52H136ZM229 51H231V50H229ZM167 52V53H166ZM197 52V51H196ZM169 53H171V54H169ZM10 54H12V55H18V57H20L21 59H26V60H28V56L24 53V52H17V51H15V50H12L11 51V53ZM165 54V55H164ZM167 54V55H166ZM105 55V56H104ZM171 57H169V56ZM168 56V57H167ZM240 56L242 57V58H240ZM103 57H105V59H102ZM110 57V58H109ZM130 57V56H129ZM174 59H173V58ZM107 58V59H106ZM171 59V60H170ZM109 60V61H108ZM160 60V61H159ZM169 60V61H168ZM173 60V61H172ZM125 61V60H124ZM159 63V65H161L160 66V68H158L159 67V65H158V63ZM171 61V62H170ZM175 61H176V63H175ZM206 61V60H205ZM170 63H171V65H174V67H172L171 65H170ZM210 63V64H209ZM77 64L79 65V66H81L82 67V64H80L79 62H77ZM110 64H114V65H110ZM116 64V65H115ZM150 64L153 66H150ZM154 64V65H153ZM155 64H156V67H155ZM207 64H208V66H207ZM212 64V65H211ZM241 64V63H240ZM164 65V66H163ZM168 65V66H167ZM243 65V64H242ZM106 66H104V67H106ZM175 66H177L178 67V69L175 67ZM210 66V67H209ZM133 67V68H132ZM152 67V68H151ZM180 67V68H179ZM193 67V68H192ZM9 68L11 69V66H9ZM166 68H171L170 70H172L174 73H176V75L172 72V73H170V70L168 69V71L167 70H165ZM175 68V69H174ZM212 68V69H211ZM164 69V70H163ZM181 71H180V70ZM174 70H178V75H177V71H174ZM190 70V71H189ZM216 70V71H215ZM222 70V69H221ZM237 71H238V73H239V69H236ZM73 71V70H72ZM158 71L161 73H159L158 74ZM164 71H165V73H164ZM190 73H188V72ZM197 71L198 72H200V75L201 76H203V75H205V76H203V77H199L198 76V73H197ZM209 71H210V75L212 74V77H210V75L208 74L209 73ZM51 72H53L54 73V71H52L51 70ZM168 72V73H167ZM180 72H182L181 74H180ZM183 72H185L184 73V75H187V76H184V75H182L183 74ZM213 72V73H212ZM230 72H228V73H230ZM195 73V74H194ZM226 73V74H225ZM144 75H143V77H145V79H148V77H147V74H145V73H143ZM170 74H173V76L172 75H170ZM206 74H208V75H206ZM213 74L215 75V76H213ZM218 74V75H217ZM220 74H223V76H221ZM182 75V76H181ZM191 75V76H190ZM194 75V76H193ZM197 75V76H196ZM216 75H217V78L218 77H220V78H216ZM163 76V77H162ZM175 76V77H174ZM177 76H178V79H177ZM189 76V77H188ZM192 76H193V78H192ZM227 76V77H226ZM147 77V78H146ZM184 79H183V78ZM197 77V78H196ZM206 77H208V78H206ZM215 77V78H214ZM226 77V78H225ZM170 78V79H169ZM190 78H192V80H189ZM194 78H196V79H194ZM199 78V79H198ZM211 78V79H210ZM223 78V79H222ZM234 79V80H232V79ZM239 78V79H238ZM166 81H165V80ZM174 79V80H173ZM199 81H198V80ZM205 79V80H204ZM226 79V80H225ZM65 80H66V82H65ZM96 80H98V81H96ZM102 80V81H101ZM177 82H176V81ZM180 80H181V82H180ZM194 80V81H193ZM197 80V81H196ZM213 80H215V81H213ZM224 80V81H223ZM228 80H229V82H228ZM232 80V81H231ZM187 81V82H186ZM197 83H196V82ZM202 81V82H201ZM204 81H206V82H204ZM209 81V83L206 85V83ZM211 81V82H210ZM218 81V83H220V84H218V83H216ZM221 81H222V84H221ZM234 81V82H233ZM145 82H148V81H145ZM179 82V83H178ZM182 82H183V84H184V82H185V85H183L182 84ZM190 82V83H189ZM193 84H192V83ZM212 82H214V83H212ZM242 82V83H241ZM110 83V84H109ZM143 83V82H142ZM187 83V84H186ZM204 83V84H203ZM223 83H225V84H223ZM69 84V87L67 86ZM73 84L76 86H73ZM112 84V85H111ZM177 84V85H176ZM192 84V85H191ZM216 84H218V86L216 85ZM245 84V83H244ZM101 85V86H100ZM143 85H144V88H146V86L145 85H147V84H144L143 83ZM180 85V86H179ZM190 85V86H189ZM198 85V86H197ZM205 85V86H204ZM210 85H212L211 87H210ZM221 85V86H220ZM12 84H8L7 83V86H5L6 88H7V90L8 91H10V92H12ZM71 86H73L72 88H71ZM112 86V87H111ZM186 87V90L184 89L185 87ZM226 86V87H225ZM165 87V88H164ZM181 87V88H180ZM188 87H190V88H192V89H190L189 88V90H188ZM195 87L197 88L198 87V89L200 88V90H202L201 91V94L203 95V97H199V94L197 93V92H194L193 91V89L194 90H196L195 89ZM221 87V88H220ZM77 90V92H76V90ZM112 88V89H111ZM205 88V89H204ZM216 88V89H215ZM233 88V89H232ZM51 89L52 90H57V87H51ZM71 91H70V90ZM184 89V90H183ZM230 89V90H229ZM73 90V91H72ZM205 90H207V91H205ZM210 90L212 91V93L210 92ZM223 90V91H222ZM237 90V94L235 95V94H233L232 92L234 91V93H235V91ZM115 91V92H114ZM150 91H151V93L153 92V90H151V89H149V91H147V89L145 90V96L146 95H149V93H150ZM214 91V92H213ZM226 91V92H225ZM73 94H72V93ZM84 92V93H83ZM109 92V93H108ZM111 92V93H110ZM149 92V93H148ZM178 92V93H177ZM205 92V93H204ZM210 92V93H209ZM229 92V93H228ZM44 93V94H43ZM70 93V94H69ZM82 93V94H81ZM85 93H87V94H85ZM114 93V94H113ZM206 93L207 94H209V95H212V97H207L206 96ZM228 93V94H227ZM21 95H23L22 93H20ZM39 94H41V95H39ZM68 94V95H67ZM107 94V95H106ZM189 94V95H188ZM205 94V95H204ZM214 94V95H213ZM223 94L225 95V99H226V101L223 103L221 100H219V97H221V98H223L222 96H223ZM232 94L233 95H235V96H232ZM25 95H23V96H25ZM44 95V96H43ZM71 95V96H70ZM79 95V96H78ZM177 95V96H176ZM181 95H183V96H181ZM184 95H186V96H184ZM46 96V97H45ZM118 96H120V99H117V97ZM150 96H152V94H150ZM176 96V97H175ZM14 97L16 98V99H18V97H17V95H15L14 94ZM83 97V98H82ZM114 97H116V98H114ZM153 97L155 98V95H153ZM182 97H183V99H182ZM230 97H232V98H230ZM244 97V98H243ZM262 97V96H261ZM264 97V96H263ZM262 97V98H263ZM22 98V100L24 101V102H26V103H28V104H22L21 105V107L18 109H16V111H13V112H15L16 113V115H17V117L19 118V119H21L22 120V118H23V120L24 121H26V122H28V114L31 112V109H32V107L34 108V107H37V110H39V108H40V105L43 103V102H41V100L40 99H36V102H37V106H34V105H32V103H33V101H29L28 100V97H21ZM86 98V99H85ZM119 98V97H118ZM136 98V99H135ZM170 100H169V99ZM185 98V99H184ZM197 98V99H196ZM208 98H209V100H208ZM248 98V99H247ZM49 99V100H48ZM84 99V100H83ZM161 99V100H160ZM176 101H175V100ZM177 99H179V100H177ZM198 99H200V100H198ZM227 99H230L231 101V104L229 105L228 103H226L227 102ZM239 99V100H238ZM241 99V100H240ZM245 99V100H244ZM48 100V101H47ZM83 100V101H82ZM110 100V101H109ZM114 100V101H113ZM248 100V101H247ZM39 101V102H38ZM55 105L56 104V108H55V106L53 107V104L51 103V102ZM117 101V102H116ZM141 102H142V100H140ZM166 101V102H165ZM171 101H173L174 103H171ZM180 101H182V102H180ZM212 103H211V102ZM238 101V102H237ZM242 101H244V103L242 102ZM49 102V103H48ZM116 102V103H115ZM168 102V103H167ZM217 102V103H216ZM242 102V103H241ZM51 103V104H50ZM89 103H91V104H89ZM126 103H129V105H135V106H133L134 108H132L131 106H129L128 104L126 105ZM216 103V104H215ZM242 105H241V104ZM246 103H248V104H246ZM40 104V105H39ZM142 104H143V102H142ZM197 104V105H196ZM51 105V106H50ZM70 105V106H69ZM92 105V106H91ZM124 105V106H123ZM58 106V107H57ZM117 106V107H116ZM122 106V107H121ZM129 106V107H128ZM144 106V105H143ZM184 106V107H183ZM60 107V108H59ZM61 107H62V109H61ZM77 107H78V109H77ZM92 107H94V108H92ZM113 107V108H112ZM138 107V108H137ZM76 109V111H78L77 112V114L78 115H82V117H80V116H76L74 113H73V109ZM110 108V109H109ZM112 108V109H111ZM115 108V109H114ZM152 108H155L154 110L152 109ZM184 108H186V109H184ZM212 110H211V109ZM245 108H246V110H251V111H253V112H251V113H247V112H245ZM1 109H4V107L2 106V105H0V115H1ZM52 109V110H51ZM59 109V110H58ZM83 110L84 112H80V110ZM92 112V114H94L93 115V118L94 119H91V117L89 116V115H91L88 111L89 110ZM126 109V110H125ZM230 109V108H229ZM20 110V111H19ZM61 110H62V112H63V110H64V112L62 113L61 112ZM95 110V111H94ZM113 110L116 112H113ZM122 110V111H121ZM123 110H125V111H123ZM144 110V111H143ZM150 110H151V112H153V113H150ZM135 111V112H134ZM141 111V112H140ZM196 111V112H195ZM238 111V112H237ZM13 112H11V113H13ZM88 112V113H87ZM113 114H112V113ZM123 112V113H122ZM81 113V114H80ZM82 113H84V114H82ZM97 113V114H96ZM201 113V114H200ZM210 113V114H209ZM244 114V116H243V114ZM72 116H71V115ZM111 114H112V116H111ZM136 114H137V116H136ZM145 114V115H144ZM147 114V115H146ZM197 114V115H196ZM211 114H214L213 116L211 115ZM217 114V115H216ZM247 114V115H246ZM251 114V115H250ZM254 114V115H253ZM256 114V115H255ZM86 115L88 116V118H86ZM128 115H130V116H128ZM145 117H144V116ZM194 115V116H193ZM253 115V116H252ZM23 116V117H22ZM38 116V115H37ZM74 116V117H73ZM84 116V117H83ZM105 118H103V117ZM116 116H117V118H116ZM203 116V117H202ZM209 116V117H208ZM239 116H241V117H239ZM108 117V118H107ZM130 117V118H129ZM147 117V118H146ZM196 119H195V118ZM209 118V125L211 126L210 127V130H208V129H206V135H207V137L208 136H210V138L212 137L213 138V142H214V140H217V141H220V142H222V143H219V142H215V144L217 143H219V145H217L215 148H212V149H208V150H210V151H213V149H214V151L217 149V150H219V151H217L216 150V152H212V153H208L207 152V155H206V152L205 153H195V152H198V150H199V152L203 149V148H198L197 146H199V145H197V144H195V143H201L202 141H204L203 143L205 144L206 143V139H203L202 140V137H198L199 139H197V134H196V136H194V133H195V131H198V127L199 126H201L200 124H202L203 125V122L204 123H208V118ZM210 117H212V118H210ZM58 118H61V119H65V120H67V119H69V120H71V119H73V120H78V122L77 123H74L72 126H73V128H74V130H75V135H66L63 131H65L66 133H69V134H71V132L70 131H68L67 130V125H63L62 124V122L60 121V124H58L57 123V120H58ZM109 118H110V120L112 119V118H114L113 120H109ZM136 118V119H135ZM154 118V119H153ZM168 120H167V123L169 124V119H170V117H166ZM215 118H216V120H215ZM221 118V119H220ZM88 119H89V121H88ZM117 119V120H116ZM118 119H119V121H118ZM138 119V120H137ZM140 119V120H139ZM153 119V120H152ZM83 120H84V122H83ZM132 120V121H131ZM171 120V119H170ZM188 120H189V122H188ZM200 120H203V121H200ZM81 121V122H80ZM110 121V122H109ZM139 121V122H138ZM144 123H142V122ZM172 121V120H171ZM187 121V123H184V122H186ZM198 123H197V122ZM217 121V122H216ZM37 122L38 121H36V118H35V124L37 125ZM122 122V123H121ZM180 122V123H179ZM196 122V123H195ZM212 122H213V124H212ZM216 124H215V123ZM221 122H223V123H221ZM0 123H1V121H0ZM93 123V124H92ZM125 123V124H124ZM131 123V124H130ZM137 123V124H136ZM194 123H195V125H194ZM200 123V124H199ZM211 123V124H210ZM75 124H77V125H75ZM91 124V125H90ZM124 124V125H123ZM196 124H198V126H196ZM82 125H84V126H82V128H81V126ZM87 125H88V127H87ZM89 125H90V127H89ZM127 125V126H126ZM135 125V126H134ZM143 125V126H142ZM147 125V126H146ZM214 125V126H213ZM91 126H93V129L91 128ZM123 126V127H122ZM126 126V127H125ZM133 128H132V127ZM141 126V127H140ZM145 126V127H144ZM221 126V127H220ZM95 127H99V130L96 132L95 130H94V128ZM143 127V128H142ZM213 127V128H212ZM217 127V128H216ZM223 127V128H222ZM243 127V126H242ZM240 127V129L239 130H244L245 128L243 127ZM37 128V127H36ZM91 130H90V129ZM130 128H132V129H130ZM142 128V129H141ZM149 128H151V129H149ZM220 128H222L223 130L224 129H226L227 128V130L229 129V131H228V133L226 134V137H224L225 139H223L222 137H220V133H221V130H220ZM77 129V130H76ZM135 129V130H134ZM1 130H3V127L0 125V131ZM94 130V131H93ZM208 130V131H207ZM218 130H220V131H218ZM227 130H226V132H227ZM88 131V132H87ZM143 131V132H142ZM155 131L157 132L156 134H155ZM175 131V132H174ZM217 131V132H216ZM225 131V130H224ZM64 134H63V133ZM93 132H96V133H94L93 134ZM132 132H133V135H132ZM142 132V133H141ZM150 132V133H149ZM159 132H161V133H159ZM220 132V133H219ZM53 133H54V131H53ZM86 133V134H85ZM97 133H98V135H102V138L103 139H101V137H99L98 135H97ZM103 133H105L104 135H103ZM138 133V134H137ZM151 133H153V134H151ZM175 133H176V135H175ZM179 133V134H178ZM211 133V135L212 134H215V135H219V139H217L216 137H214L215 135H213V136H211V135H209ZM125 134H127V135H125ZM145 134H146V136H145ZM157 134L158 135H160V136H158L157 137ZM183 136H182V135ZM78 135H80V136H83L84 138H85V140L83 139V140H81L79 137H78ZM85 135H87V136H85ZM134 136V137H132V136ZM142 135H144V136H142ZM149 135V136H148ZM155 135V136H154ZM164 135V136H163ZM166 135V136H165ZM180 135V136H179ZM193 136V138H194V140H192V142L190 141L191 140V138H192V136ZM54 136V137H53ZM61 136V137H60ZM66 136V137H65ZM77 136V137H76ZM106 136V137H105ZM139 136V137H138ZM163 136V137H162ZM170 136V137H169ZM175 136H177V137H175ZM184 136H186V137H184ZM191 136V137H190ZM46 137V138H45ZM49 137V138H48ZM63 137V138H62ZM70 137V138H69ZM162 139H161V138ZM181 137H183L185 140H182L181 139ZM187 137H190V138H188L187 139ZM1 138L3 139V136L0 134V140H1ZM48 138V139H47ZM55 138V139H54ZM65 138V139H64ZM68 138V139H67ZM74 138V139H73ZM95 138V139H94ZM109 138V139H108ZM141 138V139H140ZM171 138V140H169V139ZM178 138V139H177ZM179 138H180V140L181 141H186V144L184 143V142H181L180 140H179ZM63 139V140H62ZM70 139V140H69ZM76 139V140H75ZM92 139H94V141L92 140ZM136 139V140H135ZM140 139V140H139ZM166 139H168V141L166 140ZM175 139H176V141H175ZM227 139H228V141H227ZM4 140V139H3ZM60 140V141H59ZM92 140V141H91ZM101 140V141H100ZM107 140V142H105V141ZM153 140V141H152ZM166 140V141H165ZM202 140V141H201ZM43 141H45V143L46 144H48L47 146H44V142ZM62 141V142H61ZM141 141V142H140ZM162 141V142H161ZM169 141H172L171 143H172V145H171V143L169 142ZM173 141H175V142H173ZM201 141V142H200ZM208 141V140H207ZM226 141V142H225ZM72 142H73V144H72ZM79 142V143H78ZM89 142H90V144L92 145H90L89 144ZM143 142V145H141L140 147H138V145L139 144H141ZM179 142V143H178ZM195 142V143H194ZM227 142H229L228 144H227ZM9 143H10V141H8V145H9ZM94 143H96L97 145H95ZM166 143H169L168 145L166 144ZM184 143V144H183ZM232 143V145L230 146V144ZM164 144V145H163ZM181 144V147H183L184 145V148L182 149L179 145ZM183 144V145H182ZM189 145L188 146V148L189 149H187V147H186V145ZM210 144H212V142L210 141ZM87 145V146H86ZM156 145H158V146H156ZM201 145H202V143H201ZM229 145V146H228ZM72 146H74V147H72ZM77 146V147H76ZM177 146V147H176ZM178 146H179V149H180V151H182L181 153L182 154H186V155H188L187 157H185V158H181L180 159V155H182V154H178L177 152L175 153V154H171V150L173 149V148H178ZM203 147H206L207 145L205 144V146L204 145H202ZM215 146V145H214ZM90 147V148H89ZM94 147H96V148H94ZM99 147H101L102 149H100ZM103 147H104V150H103ZM142 147V148H141ZM148 147V148H147ZM152 147V148H151ZM157 147V148H156ZM1 148H3L1 145H0V150H1ZM72 148V149H71ZM87 148V149H86ZM139 148H141V149H139ZM144 148V149H143ZM150 148V149H149ZM190 148L192 149V150H190ZM222 148V149H221ZM47 149V150H46ZM65 149V148H64ZM75 149V150H74ZM81 149H82V151H81ZM97 149H99V150H97ZM182 149V150H181ZM197 150V151H195L194 152V150ZM28 150H35L33 147H31V146H25L24 144L23 145H21L20 147H19V151H21V152H23V154H24V158H26V162H28V157L30 158V154L28 153ZM85 150V151H84ZM89 150V151H88ZM141 150V152H142V157H143V159H141V156L139 155V153H138V151H140ZM159 150V151H158ZM164 152H163V151ZM170 150V151H169ZM223 152H222V151ZM3 153L4 152H6V151H4V150H1ZM55 151V150H54ZM79 153H78V152ZM81 151V152H80ZM90 152V153H88V152ZM92 151V152H91ZM104 151H105V153H104ZM194 152V153H192V152ZM209 151V152H210ZM86 152H87V154H86ZM102 152H103V154H102ZM144 152V153H143ZM166 152V153H165ZM101 155H100V154ZM149 153V155H147V154ZM162 153H163V155H162ZM213 153H214V155H213ZM218 153V154H217ZM85 154H86V156H85ZM89 154V155H88ZM94 154H97V155H94ZM152 154H153V156H152ZM165 154V155H164ZM167 154V155H166ZM191 154V155H190ZM196 154V155H195ZM199 154H201V155H199ZM212 154V155H211ZM217 154V155H216ZM99 155V156H98ZM146 155V156H145ZM209 155V156H208ZM210 155L212 156V157H210ZM84 156H85V158H84ZM159 156V157H158ZM192 156V157H191ZM194 156V157H193ZM196 156H200V159L201 160H195L196 159ZM207 156V157H206ZM83 157V158H82ZM177 157V158H176ZM145 158V159H144ZM152 158V159H151ZM191 160H190V159ZM43 158H41V157H39V159L37 158V162L39 161V162H42V164H44V165H48V166H50L51 165V161H45V160H42ZM71 159H73V160H71ZM220 160V161H215V160ZM36 160V159H35ZM34 160V163L33 164H37V162ZM152 160H153V162H152ZM156 160V161H155ZM202 160H204V161H202ZM208 160V161H207ZM209 160H211V162H209ZM183 161V162H182ZM215 161V162H214ZM25 161H23L22 160V158H20V157H18V160H15V159H13V164L11 163V161L9 160V159H7V162H5V165H6V168L4 169V171H3V174H1L0 175V179L4 182V184H5V186H6V190L7 191H12V192H16V193H18L19 195H24V194H26V190H28V184H27V181L29 180V178H36L37 177V169L36 168H34V170L33 171H31V173L29 174V172H28V167H26V166H23L22 165V163H26ZM49 162H51V163H49ZM194 162V163H193ZM198 162V163H197ZM202 162V163H201ZM212 162H214V163H212ZM130 164H131V167H130ZM143 166H142V165ZM190 164V165H189ZM195 164V165H194ZM199 164V165H198ZM205 164V165H204ZM214 164V165H213ZM135 165H137V166H135ZM146 165V166H145ZM189 165V166H188ZM210 165L213 167L212 169L210 168ZM119 166H121V167H123L124 169H119ZM140 166V167H139ZM151 166V165H150ZM7 167H10L11 169H12V174L13 175H11V173H8L7 172ZM138 169H137V168ZM145 167V168H144ZM160 167V166H159ZM227 167H228V165H227ZM95 168V169H94ZM141 168V170H139ZM98 170V171H97ZM156 170V171H155ZM140 171H142V172H140ZM150 171H153V175L154 176H152V177H149L150 175H148L149 174V172ZM161 171H162V173H161ZM36 174H35V173ZM148 172V173H147ZM164 172V173H163ZM216 172V174L218 175V173ZM232 172V171H231ZM28 173V174H27ZM34 173V174H33ZM138 175H137V174ZM157 173L159 174V176L157 175ZM143 174V175H142ZM246 174H248V182H250V180H249V178L251 177V179H253L254 180V178H256V177H254L253 176V174L251 173L250 174V172H249V169H248V171L246 170ZM135 175H136V177H135ZM166 175V174H165ZM101 176H103V179L101 178ZM109 176V177H108ZM143 176V177H142ZM143 178V180H141L142 178ZM156 177V178H155ZM169 178H170V180L173 182V177L171 178L170 176H168ZM108 178H110V179H108ZM118 178H121V179H118ZM146 178H148L147 180H146ZM152 178V179H151ZM160 178V179H159ZM162 178V179H161ZM137 179V180H136ZM146 181H145V180ZM71 180V181H70ZM111 180V181H110ZM159 180V181H158ZM252 180V181H253ZM107 181H110V182H107ZM113 181V182H112ZM115 181V182H114ZM117 181V182H116ZM142 183H141V182ZM33 182V181H32ZM31 182V183H32ZM152 182V183H151ZM163 184H161V183ZM81 183H78L77 184V187H78V189H77V193L78 192H80L81 193V190L83 191V192H85V190H86V188L81 184ZM113 183H115V185L113 184ZM123 183V182H122ZM146 183V184H145ZM103 184H101V185H103ZM154 184V185H153ZM155 184H157V185H155ZM119 186V187H118ZM146 186V187H145ZM166 186V187H165ZM170 186V188L171 189H169L168 187ZM54 187V186H53ZM139 187V188H140ZM154 187H155V189H154ZM165 187V188H164ZM58 188V187H57ZM113 188H114V190H113ZM117 188V189H116ZM140 188V189H141ZM153 188V189H152ZM157 188V189H156ZM264 188V187H263ZM58 189H60V188H58ZM119 189V190H118ZM168 189V190H167ZM62 191H64V192H66V194L71 198V200H72V202L74 203V205L76 204V201L77 200H79V198H76V194L69 188H66V189H61ZM118 190V191H117ZM156 192H155V191ZM121 191V192H120ZM94 192V193H93ZM90 195L93 197H96V191L94 190ZM124 192V193H123ZM85 193H87V192H85ZM99 193V192H98ZM97 193V194H98ZM156 193V194H155ZM113 194V195H114ZM122 196H121V195ZM125 194H126V197H124L125 196ZM166 194H168V193H165V194H162V195H166ZM169 194H170V196H169ZM168 195H167V198L168 199H170L172 196H171V194L173 195L174 194V192H172V193H169ZM5 195V192L0 188V196H1V198L3 197ZM175 195V194H174ZM91 196H89V198H91ZM101 196L103 197L104 196V193H103V195L101 194ZM106 196V195H105ZM104 196V197H105ZM159 196V197H158ZM158 196L156 197L157 199H161V200H158L159 202L161 201H163V199L161 198V196H160V193H158ZM169 196V197H168ZM46 197V196H45ZM103 197V198H104ZM163 197V196H162ZM166 197V196H165ZM107 198V197H106ZM124 198V199H123ZM17 199H19L20 200V197H17ZM16 200V199H15ZM127 200V201H126ZM142 201V200H141ZM141 201H139V202H141ZM29 202V201H28ZM95 202L97 203L98 202V200L96 201L95 200ZM115 203H113V207H114V210H113V207H110V208H108L107 209V211H110L111 212V214H118V209H117V202H118V199H117V201H114ZM166 202H168V200L166 201ZM48 203H49V207H48V211H45V209H44V211H42V213L45 215V218H43L44 220H42L41 222H40V224H41V226H45V227H47V223H49L50 225H52L54 228H58L59 230H60V226H59V223H58V221H57V218L58 217H56V215L57 214H59V213H61V215H60V217L61 216H64V215H69V214H67L66 213V209L67 208H69V209H72V211H73V207H70V206H65V204L63 205V206H60V205H57V207L55 208V210L53 209V204L51 203V202H49L48 201ZM2 206H3V203L1 204ZM31 205V204H30ZM32 207H33V205H31ZM88 206H90L89 208H91L90 210H89V208H87ZM96 207H98V206H91V204H88L86 207H84L83 208V211H82V216L84 217V220H83V223H81L80 224V228L81 229H85L86 231L87 230H92V227H96V228H98V223L100 224V228L101 229H103V228H105V227H107L108 226V224L107 223H104V221H102V216L100 215V216H98L99 215V211L98 210H96L95 211V208ZM93 208H94V211H93ZM117 209V211H115L116 209ZM86 209L88 210V211H86ZM112 209V210H111ZM93 211V213L95 214H92V211ZM56 211V212H55ZM98 211V212H97ZM32 212H33V214H34V216L37 218V219H40L41 217L38 215V213H36L34 210H32ZM97 212V213H96ZM117 212V213H116ZM49 214V215H48ZM70 214H72V213H70ZM97 214V215H96ZM94 215V216H93ZM99 217H101V218H99ZM108 217H109V215H108ZM30 217H28V220L27 219H24V221H22V223L20 224V226L22 227V229L24 230V231H29V232H32L33 234H34V236H36L37 238H38V236L37 235H35V234H37V233H40L41 235L42 234H44L45 232H46V230L43 228V227H41V226H38V227H33L32 226V224H34V223H32V222H34V220H33V218H30ZM31 219H32V222H31ZM20 220V219H19ZM30 220V221H29ZM31 223V224H28L29 222ZM210 222V224L211 223H214V224H217L218 222H215V220H211V221H209ZM228 226L230 225V224H227ZM31 227H33L31 230H30V228ZM207 228V229H206ZM203 230H208V225H206L205 227H203ZM202 230V231H203ZM210 230V229H209ZM78 231V230H77ZM191 232L192 233H194V234H191L190 236L191 237H193L194 238V236H197L198 237V235H200V234H202L201 232H197V231H195L193 228H191ZM70 234H73L74 236L71 238L68 234L66 235V236H63V238L64 239H67L68 237L67 236H69V239L71 238L72 239V241H76V240H78L77 238H74V237H76V236H80L79 238H83V234H80V233H77V232H70ZM77 234V235H76ZM214 233H211L210 234V236H208V237H213V236H215V234L213 235ZM40 236V235H39ZM190 236H189V238H190ZM43 237V236H42ZM197 237H195L194 239H196ZM48 238L50 239L49 241H54V235L52 234V233H48ZM58 238V237H57ZM58 240L59 241H61V242H63L62 240H60L59 238H58ZM188 240H190V239H188ZM79 241V240H78ZM80 242L82 243L83 241H81L80 240ZM203 242H200V245H199V247H198V251H200V250H202L201 252H204L205 250H206V245H202L201 246V244H202ZM88 243L86 242H83L82 243V247H88V245H87ZM72 245V244H71ZM74 247H76L77 248V246H80V245H73ZM201 248V249H200ZM240 247L238 246V250H236V252L237 251H239V250H241V249H239ZM200 249V250H199ZM205 249V250H204ZM195 251V250H194ZM195 252V254H197V255H199L200 253L199 252ZM242 251V250H241ZM16 253V252H15ZM34 253V252H33ZM199 253V254H198ZM238 254V256L240 255H242V256H248V254L247 253H244V255H243V253H237ZM39 257V256H38ZM255 257V256H254ZM158 258V257H157ZM256 259V258H255ZM34 260L36 261L35 263L36 264H43V263H45V262H40L39 261V258H37V257H35L34 258ZM153 263V262H152ZM87 264H89V262L87 263ZM225 264H228V262L226 263L225 262Z\"/></svg>",
    "mask_w": 264,
    "mask_h": 264
}]
</instances>
